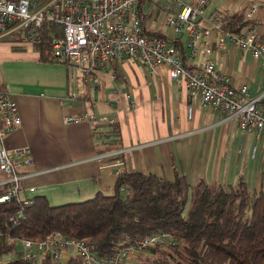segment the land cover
<instances>
[{"label":"crops","instance_id":"1","mask_svg":"<svg viewBox=\"0 0 264 264\" xmlns=\"http://www.w3.org/2000/svg\"><path fill=\"white\" fill-rule=\"evenodd\" d=\"M157 19L150 26L164 34L166 27ZM213 53L216 69L229 73L235 85L246 82L251 93L264 87L258 60L237 49ZM12 58L52 71L41 78L44 92L35 91V83L18 90L3 81L2 89L15 101L20 116V126L6 135L3 146L28 147L34 159L33 173L21 181V198L44 195L50 204L58 205L86 200L99 191L108 194L118 176L115 168L168 179L180 172L190 183L201 177L228 184L242 176L255 190L264 187V142L255 134L243 133L235 117L204 108L199 98H191L184 84L165 71L124 62L114 80L110 78L114 65L108 64L96 72V85L79 77L78 86L76 80H69L64 64L41 61L34 45L0 44V69L4 59ZM73 89L76 99L67 97ZM84 111L114 114L116 122L109 127L65 122L66 115ZM254 145L257 151L252 155Z\"/></svg>","mask_w":264,"mask_h":264},{"label":"built area","instance_id":"2","mask_svg":"<svg viewBox=\"0 0 264 264\" xmlns=\"http://www.w3.org/2000/svg\"><path fill=\"white\" fill-rule=\"evenodd\" d=\"M254 1L247 12L248 19L264 7V0ZM149 9L151 23L144 30L141 18ZM157 18L159 22L164 20L166 32L158 35L152 29V33H146ZM44 23L60 26L59 35L50 32L54 36L50 40V60L65 65L70 81L84 77L96 85V72L108 64L114 65L110 78L116 80L124 62L142 64L152 72L165 71L170 79L184 84L191 98H199L204 108L235 117L243 133L255 134L264 142V87L251 93L248 83L235 85L229 73L216 69L212 57L214 50L237 49L258 60L264 75L261 25H247L239 32L224 30L220 26L221 15L209 8V0H0V40L18 34L23 42L34 45L42 41ZM199 54L207 57L193 61ZM185 62L193 68L187 69ZM67 97L76 99V90ZM64 120L109 127L115 124L116 117L84 111L66 115ZM19 123L16 103L0 85V188L5 189L0 203L21 198L20 182L33 173L30 168L34 159L29 148L3 146L6 135L15 131ZM256 151L254 145L252 155ZM261 162L264 168V145ZM114 171L117 175L120 172L117 168ZM27 190L34 191V187ZM169 237L165 231L133 240L125 236L120 246L101 255L90 239L67 238L53 232L43 239H18L16 249L19 259L30 264H38L44 258L66 262L72 256L81 264H133L135 258L149 253L152 246ZM7 240L14 241L12 237Z\"/></svg>","mask_w":264,"mask_h":264},{"label":"trees","instance_id":"3","mask_svg":"<svg viewBox=\"0 0 264 264\" xmlns=\"http://www.w3.org/2000/svg\"><path fill=\"white\" fill-rule=\"evenodd\" d=\"M254 4L246 0L234 10L216 7L221 28L239 32L247 25L264 27V7L247 18ZM150 11L142 14L144 30L151 23ZM51 30L60 34L59 25L44 23L42 41L34 44L41 61H51ZM152 32L150 26L146 33ZM184 65L191 70L187 62ZM4 190L0 188V195ZM160 231L171 237L135 258L133 264H264V187L255 190L242 176L228 184L201 177L190 183L180 172L168 179L122 169L110 193L99 191L83 201L55 205L44 195L16 197L0 203V264H30L19 259L18 239H43L55 232L90 239L97 253L104 255L120 246L125 236L133 240ZM38 264L81 263L72 256L66 262L44 258Z\"/></svg>","mask_w":264,"mask_h":264},{"label":"rangeland","instance_id":"4","mask_svg":"<svg viewBox=\"0 0 264 264\" xmlns=\"http://www.w3.org/2000/svg\"><path fill=\"white\" fill-rule=\"evenodd\" d=\"M246 0H210L209 1V8L216 10V7L219 9L227 8L229 10H234L240 7ZM262 0H256V2H261ZM217 11V10H216ZM218 12V11H217ZM160 15V14H159ZM162 28L165 27V22L162 20L161 22ZM21 34V33H20ZM20 38V40H17ZM0 44L9 45V44H18V45H28L30 47L33 46L31 43L23 42L22 35L14 34L12 36H8L5 39L0 40ZM32 45V46H31ZM213 53L212 56H214ZM207 57V55H201L192 59L193 61H199L200 59ZM54 62L50 61L47 62V65H53ZM52 71L49 70V67H37L33 63H24L21 60H17L15 58L12 59H4L1 63L0 69V85L3 88L4 82L8 83V86H13L15 88L18 87V90H23L26 88H30V83H35V91L42 92L45 91V85L41 82V78H48L51 75ZM81 79L76 80L77 85L79 86L81 83ZM82 86V85H81ZM108 88V89H107ZM106 90H109L107 87ZM191 196V194H190ZM188 202L190 199L188 198ZM70 251L75 254V249L70 247ZM15 258V257H13Z\"/></svg>","mask_w":264,"mask_h":264},{"label":"bare ground","instance_id":"5","mask_svg":"<svg viewBox=\"0 0 264 264\" xmlns=\"http://www.w3.org/2000/svg\"><path fill=\"white\" fill-rule=\"evenodd\" d=\"M19 126H20V123H19L18 127H19ZM20 148H22V147H20ZM27 148H28V147H27ZM20 183H21V182H20ZM20 183H19V184H20Z\"/></svg>","mask_w":264,"mask_h":264}]
</instances>
